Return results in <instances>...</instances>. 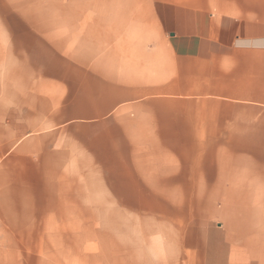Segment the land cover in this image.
Listing matches in <instances>:
<instances>
[{
	"label": "crops",
	"instance_id": "obj_1",
	"mask_svg": "<svg viewBox=\"0 0 264 264\" xmlns=\"http://www.w3.org/2000/svg\"><path fill=\"white\" fill-rule=\"evenodd\" d=\"M87 209L101 264H264V0H0V223Z\"/></svg>",
	"mask_w": 264,
	"mask_h": 264
},
{
	"label": "rangeland",
	"instance_id": "obj_2",
	"mask_svg": "<svg viewBox=\"0 0 264 264\" xmlns=\"http://www.w3.org/2000/svg\"><path fill=\"white\" fill-rule=\"evenodd\" d=\"M87 188H83V194H87ZM16 220L20 222L14 229L29 228L21 225L24 217ZM58 220L60 223H63V220L66 222L65 231L42 232L35 226L33 232H7V226L1 222L0 264H101V248L104 247L105 241L121 240L120 232H106V217L92 216L88 209L82 210L81 217L71 213ZM79 225L80 232L77 231ZM58 244L67 246L58 248Z\"/></svg>",
	"mask_w": 264,
	"mask_h": 264
}]
</instances>
